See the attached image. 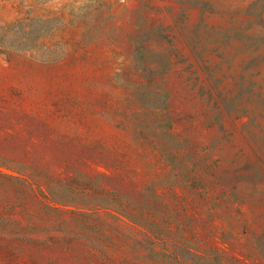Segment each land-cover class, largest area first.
<instances>
[{
	"label": "rangeland",
	"instance_id": "rangeland-1",
	"mask_svg": "<svg viewBox=\"0 0 264 264\" xmlns=\"http://www.w3.org/2000/svg\"><path fill=\"white\" fill-rule=\"evenodd\" d=\"M0 264H264V0H0Z\"/></svg>",
	"mask_w": 264,
	"mask_h": 264
}]
</instances>
